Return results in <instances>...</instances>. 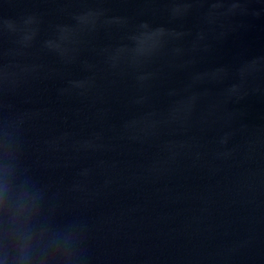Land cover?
<instances>
[{"label":"water","instance_id":"95a60500","mask_svg":"<svg viewBox=\"0 0 264 264\" xmlns=\"http://www.w3.org/2000/svg\"><path fill=\"white\" fill-rule=\"evenodd\" d=\"M0 192L5 264H264V0H0Z\"/></svg>","mask_w":264,"mask_h":264},{"label":"clouds","instance_id":"9594fccd","mask_svg":"<svg viewBox=\"0 0 264 264\" xmlns=\"http://www.w3.org/2000/svg\"><path fill=\"white\" fill-rule=\"evenodd\" d=\"M3 208V193L0 192V209ZM17 251H20V249H17ZM0 264H5L3 260H0ZM14 264H26V257L20 256L16 261H14Z\"/></svg>","mask_w":264,"mask_h":264}]
</instances>
